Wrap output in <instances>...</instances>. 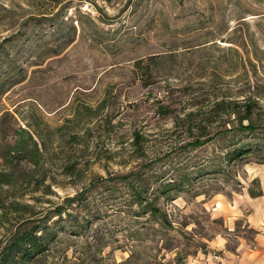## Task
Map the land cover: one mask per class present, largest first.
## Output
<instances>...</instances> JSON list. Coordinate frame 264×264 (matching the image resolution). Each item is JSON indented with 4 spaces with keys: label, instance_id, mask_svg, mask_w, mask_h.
Returning a JSON list of instances; mask_svg holds the SVG:
<instances>
[{
    "label": "rangeland",
    "instance_id": "1",
    "mask_svg": "<svg viewBox=\"0 0 264 264\" xmlns=\"http://www.w3.org/2000/svg\"><path fill=\"white\" fill-rule=\"evenodd\" d=\"M246 107L264 137V0H0V246L75 196L34 264H225L264 236Z\"/></svg>",
    "mask_w": 264,
    "mask_h": 264
},
{
    "label": "trees",
    "instance_id": "2",
    "mask_svg": "<svg viewBox=\"0 0 264 264\" xmlns=\"http://www.w3.org/2000/svg\"><path fill=\"white\" fill-rule=\"evenodd\" d=\"M230 103V102H229ZM227 102L225 100H217L214 103L213 110L225 109ZM246 119V123L243 122ZM237 122L233 124L240 132L250 131L256 129L257 124L251 116V110L246 107L244 114L237 115ZM25 130L24 128H21ZM29 138L34 144L33 149H37V142L33 138L30 132H27ZM223 133V130H221ZM259 138H263L262 140ZM196 143H202V140L196 139ZM22 148L21 140H16L13 146V150L17 151ZM8 152L7 154H9ZM7 154H0L7 162ZM224 158L227 161L235 162L240 160L257 159L264 161V137L260 136L257 131H254V140H246L244 142L233 141L230 147L226 150ZM4 174V173H3ZM5 175V174H4ZM2 183L7 182L6 178L1 180ZM168 187L162 188V191H167ZM136 193V194H135ZM252 195L261 193V190L253 192L250 190ZM134 195L139 206L146 207L151 214L157 215L159 213V207L154 203L152 199L148 200L146 197L142 198L140 189L135 188ZM75 196H68L63 202L53 207L52 211L58 215L57 218H53L51 223L47 220H42L40 217L37 220L31 219L30 217L22 220L24 224L22 227L19 226L16 230L8 237L6 242L0 246V264H34L35 258L43 253L49 246V239L55 238L59 231L65 232L68 228L63 223V212L67 211V206L72 202ZM145 202L143 203V200ZM4 205V204H3ZM18 209L15 207V210ZM31 222V224H29ZM33 222V223H32Z\"/></svg>",
    "mask_w": 264,
    "mask_h": 264
},
{
    "label": "crops",
    "instance_id": "3",
    "mask_svg": "<svg viewBox=\"0 0 264 264\" xmlns=\"http://www.w3.org/2000/svg\"><path fill=\"white\" fill-rule=\"evenodd\" d=\"M225 258V264H264V236H256V245L253 247L240 248L237 257ZM233 255V253H232Z\"/></svg>",
    "mask_w": 264,
    "mask_h": 264
}]
</instances>
